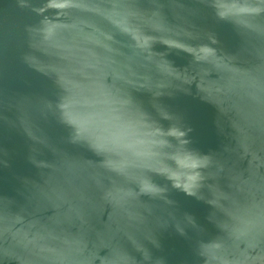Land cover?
<instances>
[{
  "label": "water",
  "instance_id": "1",
  "mask_svg": "<svg viewBox=\"0 0 264 264\" xmlns=\"http://www.w3.org/2000/svg\"><path fill=\"white\" fill-rule=\"evenodd\" d=\"M0 264H264V0H0Z\"/></svg>",
  "mask_w": 264,
  "mask_h": 264
},
{
  "label": "snow or ice",
  "instance_id": "2",
  "mask_svg": "<svg viewBox=\"0 0 264 264\" xmlns=\"http://www.w3.org/2000/svg\"><path fill=\"white\" fill-rule=\"evenodd\" d=\"M221 2H222V3H226V2H228V0H221Z\"/></svg>",
  "mask_w": 264,
  "mask_h": 264
}]
</instances>
